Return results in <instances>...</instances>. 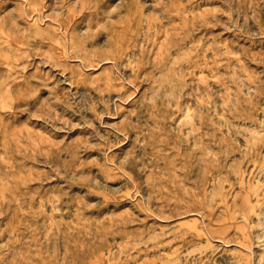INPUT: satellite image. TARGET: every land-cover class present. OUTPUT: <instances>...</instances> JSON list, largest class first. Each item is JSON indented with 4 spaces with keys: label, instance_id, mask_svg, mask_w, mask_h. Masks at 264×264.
Masks as SVG:
<instances>
[{
    "label": "rangeland",
    "instance_id": "374dc122",
    "mask_svg": "<svg viewBox=\"0 0 264 264\" xmlns=\"http://www.w3.org/2000/svg\"><path fill=\"white\" fill-rule=\"evenodd\" d=\"M0 264H264V0H0Z\"/></svg>",
    "mask_w": 264,
    "mask_h": 264
}]
</instances>
